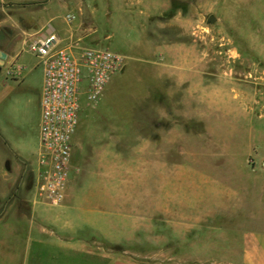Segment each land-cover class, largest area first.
Segmentation results:
<instances>
[{"label": "rangeland", "instance_id": "374dc122", "mask_svg": "<svg viewBox=\"0 0 264 264\" xmlns=\"http://www.w3.org/2000/svg\"><path fill=\"white\" fill-rule=\"evenodd\" d=\"M89 11L94 32L77 42L126 62L94 107L80 102L76 133L91 158L76 189L155 197V206L149 226L125 228L121 242L87 238L141 263L253 264L243 249L264 234V0H0V55L19 51L21 71L0 70V264L27 259L5 237L25 240L34 225L55 236L75 212L67 189L59 212L33 187L44 73L25 41L51 20L71 30ZM155 51L176 76L140 64Z\"/></svg>", "mask_w": 264, "mask_h": 264}, {"label": "crops", "instance_id": "0c3cea01", "mask_svg": "<svg viewBox=\"0 0 264 264\" xmlns=\"http://www.w3.org/2000/svg\"><path fill=\"white\" fill-rule=\"evenodd\" d=\"M90 9H92V5ZM87 16V21H84L83 18L79 19V27L76 24L71 30L68 28L64 30L57 28L51 20V23H48L44 29H38L39 34L55 32L58 36V40L56 41L57 47L74 48L76 45H80L77 42L78 39L81 41L84 40L85 35L83 34V30H88V34H93L94 32L95 28L90 11L87 12ZM3 54L4 57L0 55V59L3 61L2 63L0 62V70L5 68L6 71H11L12 68L15 72H21L15 64V60L19 56V51H16L12 55H8L7 53ZM157 55L158 53L155 51L153 54H149L148 57H141L140 60L142 61H140V64L150 69L153 68L155 76H176L177 66L167 65L165 62L159 61ZM83 140V134L81 132L79 134L75 133L72 143V161L74 163L73 165L80 167L81 171L79 172L77 170V172H73L66 186V198L69 203L67 207L75 212L73 215L67 217L68 219L65 218L62 221L60 218V222H58L56 227L59 234L56 233L53 236L52 228L49 230L52 233L50 234L43 231L42 226L34 225L32 226L33 231L29 233L25 240L14 237H5V239H7L8 243L13 242L17 243V245L24 244L22 249H15L22 250L23 254L25 252L27 253L25 264H150L141 263L132 256L122 255L119 252L104 251L99 248L95 240L91 241L90 238H87V233H95L110 242H121L125 228H129L127 231L133 232L138 226L146 224L148 227L149 211H151L150 213H154L155 197L151 198L148 196L144 198L138 196L137 198L139 199H136L134 196L131 197L133 199H128L121 193L104 192L100 194L98 192L95 195L80 193L76 188H78V184L88 179L89 175L86 174L85 168L90 163L91 158L89 150L82 144ZM98 178L101 184L104 183L106 185L113 184L114 181H116V184L121 183V185H124L126 181L125 178L118 177ZM22 195L21 190H17L16 193L11 194V196L15 197ZM132 202H137V204H133ZM63 203L65 202L63 201ZM34 205L33 208H36V210L46 209L43 205H39L38 202ZM92 205L94 208L88 209ZM61 206L62 204L60 205V209L58 207L56 210L62 212L63 209ZM128 209L130 211H127ZM89 210L92 212L96 211L99 214L90 213ZM133 211L138 213L137 216L128 217V214L132 215ZM145 212L146 215H144ZM145 221L146 223H144ZM150 223L154 227L153 218L150 219ZM246 238V246L243 249L244 254L250 257V261L253 264H264V234L254 232Z\"/></svg>", "mask_w": 264, "mask_h": 264}, {"label": "built area", "instance_id": "2783aa9c", "mask_svg": "<svg viewBox=\"0 0 264 264\" xmlns=\"http://www.w3.org/2000/svg\"><path fill=\"white\" fill-rule=\"evenodd\" d=\"M73 13L65 15L69 23ZM55 32L26 37L27 50L42 63L37 163L33 187L50 205L61 204L70 176L77 169L72 143L81 116L80 102L94 107L126 57L104 47H57Z\"/></svg>", "mask_w": 264, "mask_h": 264}, {"label": "water", "instance_id": "95a60500", "mask_svg": "<svg viewBox=\"0 0 264 264\" xmlns=\"http://www.w3.org/2000/svg\"><path fill=\"white\" fill-rule=\"evenodd\" d=\"M214 20V17L212 16V15H210L209 17H208V21L209 22H212ZM1 57H4V54L3 53H1Z\"/></svg>", "mask_w": 264, "mask_h": 264}]
</instances>
